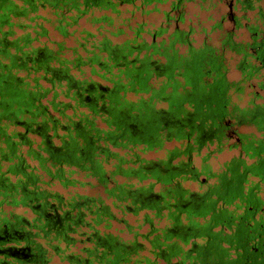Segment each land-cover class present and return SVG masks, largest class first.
Listing matches in <instances>:
<instances>
[{"label":"trees","instance_id":"1","mask_svg":"<svg viewBox=\"0 0 264 264\" xmlns=\"http://www.w3.org/2000/svg\"><path fill=\"white\" fill-rule=\"evenodd\" d=\"M163 1L0 0V264H221L233 247L220 244L230 200L211 181L212 150L200 151L218 117L235 119L228 89L238 81L226 87L219 72L218 97L203 96L205 44L178 25L187 0H168L160 23L128 25L121 40L110 37L121 27L106 28L121 4L147 12ZM39 8L63 36L83 15L96 32L81 28L72 45L38 41L50 21ZM88 178L104 197L51 187Z\"/></svg>","mask_w":264,"mask_h":264},{"label":"flooded vegetation","instance_id":"2","mask_svg":"<svg viewBox=\"0 0 264 264\" xmlns=\"http://www.w3.org/2000/svg\"><path fill=\"white\" fill-rule=\"evenodd\" d=\"M254 1L244 0L242 3L238 1L241 7L243 6L242 9H255L252 21L242 23L240 18H246L244 15L236 16L229 11L227 16L232 26L231 29L224 30L220 34L219 45H214L206 39L195 45L205 44L206 59L210 61L208 72L204 77L209 86L203 95L208 101L216 99L219 95L216 91L219 72L223 74L224 79L220 83L224 86L229 87L227 80H233L226 76L228 65L224 61L223 50L239 55L235 63V68L240 73L239 78L236 79L238 85L229 87V95L232 88L235 96L240 98L242 85L251 77L257 79V86L264 93V74L261 73L264 69V32L257 23L260 21V24L264 25V14L256 10L258 6H255ZM228 3L230 6L232 1ZM236 18L239 25L236 24ZM217 26H219L218 21L212 25V27ZM252 26L255 27L254 30L250 29ZM238 27L248 31L246 40H236L232 37L233 29ZM251 85L253 83L250 82L249 86ZM258 92V89H254L248 93L244 105L233 101L238 106L234 109L235 119L231 120L227 116L218 117L216 119L218 125L214 128L215 137L210 138L204 146L212 150L208 157L209 164L212 153L219 152L223 148L235 149L230 158L220 164L219 169L211 167V172H214L211 181H214L219 188V193L216 195L230 200L227 206L229 205L235 216L226 217L219 225L222 230L220 244L228 243L229 246H233L224 249L221 264H264V104L257 101L260 97ZM228 105L227 108L230 109L232 104ZM214 187L216 186H211L212 189Z\"/></svg>","mask_w":264,"mask_h":264},{"label":"rangeland","instance_id":"3","mask_svg":"<svg viewBox=\"0 0 264 264\" xmlns=\"http://www.w3.org/2000/svg\"><path fill=\"white\" fill-rule=\"evenodd\" d=\"M228 1H232L231 5L228 6ZM254 1V0H253ZM255 6L258 7L256 10H261L264 14V0H260L259 2H255ZM157 9H152L147 12H141L139 9H136L130 4H121L120 11L117 16H114L111 25H104L107 29H115L116 27H121L122 31L116 35H110L112 40H121L125 36L130 35L131 31L128 25H133L138 21H143L145 26L152 27L160 23L162 18V10L168 8V0L156 3ZM184 15L183 20L178 22L179 26L185 27L187 24H190L193 27V32L191 33V37L193 39V44L198 45L204 39L208 42L219 45L220 34L224 30L231 29L232 23L228 20L227 13L231 11L234 15L240 16L244 15L246 18H240V21L244 23L245 21L249 22L254 19L255 9L246 10L242 9L241 4L237 0H187L183 3ZM148 8L151 5L147 6ZM94 14H98L103 12L104 10L93 8L90 10ZM107 12V10H105ZM38 13L44 15L49 18V20H42L44 26L46 27L47 33L46 35L39 36L38 41H44L48 45H53L52 40H63L66 45H72L75 43V38L80 36L79 30L81 28H86L91 31L96 32V23H91L87 20L86 15H83L77 19V23L75 25H71L68 27V30H72V32L66 36H63L58 33V31L54 28V16L48 8H39L37 10ZM16 19V18H13ZM24 20V18H21ZM218 21L219 26L212 27L213 23ZM262 31L264 32V25L260 24V21H257ZM15 33H18L20 29L14 28ZM148 38L147 35H145ZM232 37L236 40H246L248 38V31L243 27H238L233 29ZM224 61L228 65L226 76L229 79L236 80L239 78L240 73L239 70L235 68V63L239 58V55L232 54L227 50H223ZM264 74V69L261 71ZM253 83V85L249 86V83ZM254 89L259 90L260 97L257 98V101H261L264 104V93L262 89L257 86V79L251 77L247 82L242 85V95L240 98L235 96L233 93V89H230V98L232 101H236L239 105H244L246 103V98L248 93H251ZM130 97H133L131 93L128 94ZM174 143H177L175 140H170L165 143V146H171ZM212 147V145H211ZM205 151V147H202L201 153ZM235 152V149L223 148L219 152L212 153L209 158L210 165L213 169H219L220 164L230 158V156ZM164 155L163 149H148L144 152L145 157L157 158ZM193 163L198 166L199 157L193 156ZM80 177V175H76ZM84 179V178H83ZM91 183H83V184H75L69 185L65 188L60 186L57 182H54L51 187L58 189L59 191H77L88 194H100L104 197V193L102 192L101 187L93 185V179H90ZM186 184L191 189H196L197 184L195 181H185ZM157 187V186H156ZM109 201V199H105ZM14 210L20 212L22 211L21 207H15ZM125 217L128 221L134 222V217L131 214L126 213ZM121 227V224L113 222L112 229H117ZM143 229V228H142ZM123 237H128L129 233L125 230L119 232ZM56 260V258H54Z\"/></svg>","mask_w":264,"mask_h":264}]
</instances>
